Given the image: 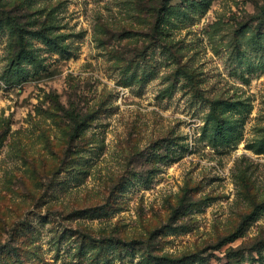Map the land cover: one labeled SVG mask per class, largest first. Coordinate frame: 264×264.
Returning a JSON list of instances; mask_svg holds the SVG:
<instances>
[{
    "label": "rangeland",
    "instance_id": "374dc122",
    "mask_svg": "<svg viewBox=\"0 0 264 264\" xmlns=\"http://www.w3.org/2000/svg\"><path fill=\"white\" fill-rule=\"evenodd\" d=\"M0 264H264V0H0Z\"/></svg>",
    "mask_w": 264,
    "mask_h": 264
},
{
    "label": "trees",
    "instance_id": "16d2710c",
    "mask_svg": "<svg viewBox=\"0 0 264 264\" xmlns=\"http://www.w3.org/2000/svg\"><path fill=\"white\" fill-rule=\"evenodd\" d=\"M46 38H48L47 35H45ZM17 45L20 46L19 48H21L20 52L17 55L16 59H13V64H14V68L15 67H19L23 58H25V54H28V50L24 48V43L21 39V37H19L18 41H17ZM214 122H213V129L218 133H220V135L222 136V138H227V136L225 135V126H224V120L220 119L217 117V115H214ZM251 218V217H248Z\"/></svg>",
    "mask_w": 264,
    "mask_h": 264
}]
</instances>
